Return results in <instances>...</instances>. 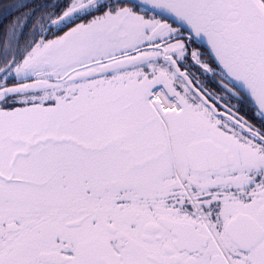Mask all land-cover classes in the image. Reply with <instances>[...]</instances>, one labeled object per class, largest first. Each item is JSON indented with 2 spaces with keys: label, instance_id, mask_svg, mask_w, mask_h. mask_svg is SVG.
<instances>
[{
  "label": "snow or ice",
  "instance_id": "1",
  "mask_svg": "<svg viewBox=\"0 0 264 264\" xmlns=\"http://www.w3.org/2000/svg\"><path fill=\"white\" fill-rule=\"evenodd\" d=\"M5 18L0 264H264V0Z\"/></svg>",
  "mask_w": 264,
  "mask_h": 264
},
{
  "label": "trees",
  "instance_id": "2",
  "mask_svg": "<svg viewBox=\"0 0 264 264\" xmlns=\"http://www.w3.org/2000/svg\"><path fill=\"white\" fill-rule=\"evenodd\" d=\"M14 2H16V0H0V12L2 11L0 13V23H7V19L5 18V7L11 5Z\"/></svg>",
  "mask_w": 264,
  "mask_h": 264
},
{
  "label": "flooded vegetation",
  "instance_id": "3",
  "mask_svg": "<svg viewBox=\"0 0 264 264\" xmlns=\"http://www.w3.org/2000/svg\"><path fill=\"white\" fill-rule=\"evenodd\" d=\"M2 12V11H1ZM0 12V13H1ZM12 15H19V13H12ZM3 21H5V20H3ZM245 110H247V109H245Z\"/></svg>",
  "mask_w": 264,
  "mask_h": 264
}]
</instances>
